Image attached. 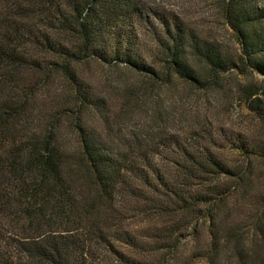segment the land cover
I'll list each match as a JSON object with an SVG mask.
<instances>
[{
	"label": "trees",
	"instance_id": "16d2710c",
	"mask_svg": "<svg viewBox=\"0 0 264 264\" xmlns=\"http://www.w3.org/2000/svg\"><path fill=\"white\" fill-rule=\"evenodd\" d=\"M224 1L237 59L139 0H0V264H164L187 235L203 239L210 264H264V192L247 195L264 137L227 138L239 165L213 135L131 149L79 70L94 59L127 66L144 85L178 74L206 87L245 68L261 76L244 91L264 118V8ZM236 190L250 196L246 209L231 204ZM135 212L161 222L135 224Z\"/></svg>",
	"mask_w": 264,
	"mask_h": 264
},
{
	"label": "rangeland",
	"instance_id": "374dc122",
	"mask_svg": "<svg viewBox=\"0 0 264 264\" xmlns=\"http://www.w3.org/2000/svg\"><path fill=\"white\" fill-rule=\"evenodd\" d=\"M139 1L145 6L177 13L202 36L222 47L226 55L237 59L241 54L235 31L224 15V0ZM257 5L264 8V0H258ZM200 69L205 71L202 66ZM79 70L87 84L106 100L110 116L103 121L108 118L112 136L131 149L161 146V141L169 137L192 142L194 138L213 135L222 143L219 151L225 162L239 165L243 157L227 138L238 134L264 137V118L249 107L244 91L248 85L260 82L261 76L255 71L233 67L220 74L217 84L202 87L178 74L172 75L167 82L158 80L152 85H144L145 76L127 66L109 65L94 59L85 60ZM126 88H135L134 100L121 106V95ZM252 170L247 195L264 192V161L252 162ZM236 192L230 198L231 204L246 209L250 196L244 199L238 190ZM135 215L132 218L135 224L161 222L160 218L147 212L142 215L135 212ZM245 230L249 240L255 238L251 229L246 227ZM205 245L201 237L187 235L175 252L165 255L164 264H210L198 252Z\"/></svg>",
	"mask_w": 264,
	"mask_h": 264
}]
</instances>
